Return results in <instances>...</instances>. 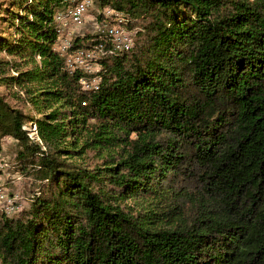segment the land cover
Wrapping results in <instances>:
<instances>
[{
	"label": "trees",
	"instance_id": "1",
	"mask_svg": "<svg viewBox=\"0 0 264 264\" xmlns=\"http://www.w3.org/2000/svg\"><path fill=\"white\" fill-rule=\"evenodd\" d=\"M92 2L135 34L72 37L106 51L87 76L54 50L75 0H1L0 155L37 189L0 264H264V0Z\"/></svg>",
	"mask_w": 264,
	"mask_h": 264
},
{
	"label": "built area",
	"instance_id": "2",
	"mask_svg": "<svg viewBox=\"0 0 264 264\" xmlns=\"http://www.w3.org/2000/svg\"><path fill=\"white\" fill-rule=\"evenodd\" d=\"M94 6L92 0H75V4L71 7L59 10L54 15V22L56 24L58 41L54 45V50L64 59L65 66L69 71H79L83 75H92L96 69V59L106 54L102 45L94 46L93 48H78L70 51L72 44V36L66 32L71 25H79L86 12L90 7ZM117 16L111 9L104 10V16ZM96 21V20H95ZM96 23L95 33L107 36L111 43V51H127L133 46L134 34L127 30L121 24H109L103 22L102 24ZM66 32V33H65ZM80 84L84 89H96L98 85V78L83 77L80 79ZM24 130L27 136L41 144L37 134L36 125L29 122L24 125ZM0 159L1 155H0ZM4 167V168H3ZM8 162L2 160L0 162V212L7 216H12L19 213L23 209V198L18 194H3L6 188L1 182L3 172L9 169ZM17 176L14 180L18 179Z\"/></svg>",
	"mask_w": 264,
	"mask_h": 264
},
{
	"label": "rangeland",
	"instance_id": "3",
	"mask_svg": "<svg viewBox=\"0 0 264 264\" xmlns=\"http://www.w3.org/2000/svg\"><path fill=\"white\" fill-rule=\"evenodd\" d=\"M97 12L98 11L96 10L95 6L90 7V9L86 12L85 16L83 17L82 22L76 26L74 25L69 26V29L66 32L70 33L72 37L76 35L82 36V35L94 33V30L96 28L95 15ZM131 32L135 34L134 31ZM0 93H6L4 88L0 87ZM7 100L10 103V105L19 107L25 112H31L32 115H36V113L28 105L24 104L21 100H15L12 97H9ZM15 153H16L15 142L11 139L4 140L2 144V152H1L2 159H0V162H2V160L8 162L10 167L7 171L3 172L1 176V182L6 187L2 191L3 194L7 192L9 195L18 194L19 196H21L23 198L22 210H25L28 209L30 205L32 195L34 191L37 189V183H35L33 178L25 177L24 175L17 172V169L13 161L16 155ZM17 176H19L18 179L14 180Z\"/></svg>",
	"mask_w": 264,
	"mask_h": 264
}]
</instances>
